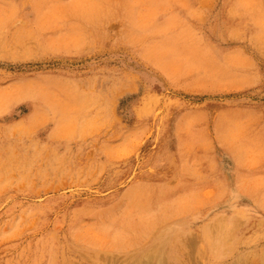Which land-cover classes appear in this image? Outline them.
Masks as SVG:
<instances>
[{"label":"rangeland","instance_id":"rangeland-1","mask_svg":"<svg viewBox=\"0 0 264 264\" xmlns=\"http://www.w3.org/2000/svg\"><path fill=\"white\" fill-rule=\"evenodd\" d=\"M0 264H264V0H0Z\"/></svg>","mask_w":264,"mask_h":264},{"label":"bare ground","instance_id":"bare-ground-1","mask_svg":"<svg viewBox=\"0 0 264 264\" xmlns=\"http://www.w3.org/2000/svg\"><path fill=\"white\" fill-rule=\"evenodd\" d=\"M193 237V236H192ZM192 240V239H191ZM186 242H188L187 240H186ZM192 252V251H191ZM190 252V253H191ZM147 253V252H146ZM144 255V254H143ZM191 255V254H190ZM156 255L154 254V253H151L150 255H149V257L151 258V259H153L154 257H155ZM192 256V255H191ZM196 258V257H195ZM158 259H159V257H158ZM261 260V259H260ZM147 261H149V260H147ZM159 261H160V259H159ZM148 263V262H147ZM163 263V262H162Z\"/></svg>","mask_w":264,"mask_h":264}]
</instances>
